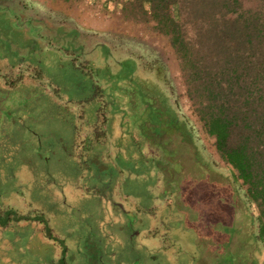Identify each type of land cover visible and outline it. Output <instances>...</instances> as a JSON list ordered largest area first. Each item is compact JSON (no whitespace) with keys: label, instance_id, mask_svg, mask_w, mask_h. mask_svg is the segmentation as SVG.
I'll use <instances>...</instances> for the list:
<instances>
[{"label":"rangeland","instance_id":"rangeland-1","mask_svg":"<svg viewBox=\"0 0 264 264\" xmlns=\"http://www.w3.org/2000/svg\"><path fill=\"white\" fill-rule=\"evenodd\" d=\"M128 2L0 0V264H252L256 257L263 264L243 186L194 115L179 61ZM58 24L64 32L51 38ZM101 42L109 53L95 46ZM129 57L138 64L134 76L167 89L189 117L203 156L167 137L175 164L161 179L118 169L121 116L111 125L113 97L94 95L97 70L81 65L89 58L120 72L118 61ZM100 110L107 129L92 134ZM174 183L182 220L161 211ZM153 208L159 212L148 216Z\"/></svg>","mask_w":264,"mask_h":264},{"label":"trees","instance_id":"trees-1","mask_svg":"<svg viewBox=\"0 0 264 264\" xmlns=\"http://www.w3.org/2000/svg\"><path fill=\"white\" fill-rule=\"evenodd\" d=\"M127 8L132 14L138 12L145 23H153L154 31L168 40L179 61L194 115L203 132L214 138L220 158L243 186L244 201L256 225L252 237L264 257V0H129ZM63 27V24L49 27L51 38L56 31L63 33ZM95 46L109 53L108 43ZM81 65L88 72L97 70L94 95L101 97L104 90L113 97L111 125L114 117L121 116L117 143L122 154L116 164L119 170L148 169L161 179L165 166L175 164L169 159L173 154L165 145V139L171 136L191 144L202 159L189 117L163 86L160 91L149 79L134 76L138 69L135 59L118 61V66H122L120 72L109 71V66L98 67L89 58ZM116 76L126 80L105 90L103 86L109 87ZM21 107L6 106L8 110ZM97 120L91 133L103 135L107 118L102 110ZM108 126L111 127L110 123ZM5 139L12 142L10 137ZM204 163L211 167L209 162ZM172 185L171 190L165 188L170 199L161 211L167 217L174 213L180 217L182 213L173 200L177 183ZM156 212L159 208L146 209L148 216H155ZM182 219L185 218L178 220ZM127 220L126 230L133 235L137 228L130 225L133 221L129 217ZM166 226L172 233V229L177 230L175 224ZM183 226L187 228L186 224ZM252 264H260L257 257Z\"/></svg>","mask_w":264,"mask_h":264},{"label":"crops","instance_id":"crops-1","mask_svg":"<svg viewBox=\"0 0 264 264\" xmlns=\"http://www.w3.org/2000/svg\"><path fill=\"white\" fill-rule=\"evenodd\" d=\"M0 236H1V234H0ZM1 238H2V237H1ZM3 240H7V238H6V237H3ZM2 243H3V242H2ZM2 243H1V244H2ZM11 245H12V243H11ZM11 245H10V246H11ZM1 255H2V258H3V259L7 260V259L4 257V254H3V253H1Z\"/></svg>","mask_w":264,"mask_h":264}]
</instances>
